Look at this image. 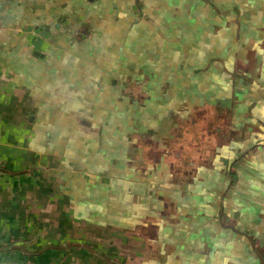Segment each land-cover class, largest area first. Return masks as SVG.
I'll return each instance as SVG.
<instances>
[{
  "label": "crops",
  "instance_id": "1",
  "mask_svg": "<svg viewBox=\"0 0 264 264\" xmlns=\"http://www.w3.org/2000/svg\"><path fill=\"white\" fill-rule=\"evenodd\" d=\"M0 264H264V0H0Z\"/></svg>",
  "mask_w": 264,
  "mask_h": 264
}]
</instances>
